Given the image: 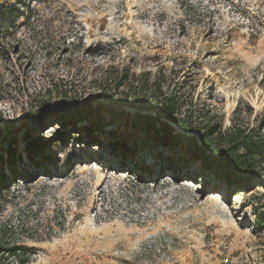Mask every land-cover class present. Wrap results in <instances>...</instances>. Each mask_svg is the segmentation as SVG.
I'll return each instance as SVG.
<instances>
[{
	"label": "rangeland",
	"instance_id": "rangeland-1",
	"mask_svg": "<svg viewBox=\"0 0 264 264\" xmlns=\"http://www.w3.org/2000/svg\"><path fill=\"white\" fill-rule=\"evenodd\" d=\"M156 79L181 114L205 104L225 127L239 102L264 110V0H0L3 249L24 246L25 264H264L263 188L235 192L179 149L133 148L108 114L83 118L132 111Z\"/></svg>",
	"mask_w": 264,
	"mask_h": 264
},
{
	"label": "trees",
	"instance_id": "trees-1",
	"mask_svg": "<svg viewBox=\"0 0 264 264\" xmlns=\"http://www.w3.org/2000/svg\"><path fill=\"white\" fill-rule=\"evenodd\" d=\"M157 80L145 85V99L133 97L135 103H126L132 111L124 109L121 103H98L89 105L83 118L96 126L100 114H108L115 120L113 123L129 132L133 148H137L138 143L141 149H179L184 157L181 163H198L235 192L252 191L257 187L264 189V110L254 112L250 105L239 102L231 113L230 124L225 127L222 117L211 113L205 104L189 106L181 114L187 104L180 100L174 89L162 92L157 86L156 90ZM129 96L124 95L125 102ZM53 139L63 142L64 135L55 133ZM39 141L32 140L29 147L48 146L47 142ZM148 174H153V170ZM19 180L27 182L28 175H22ZM5 188L0 179V190ZM260 207L264 209V205ZM261 216H256V220L263 223L264 211ZM5 250L15 257L17 264H25L18 259L24 246L14 244L3 249L0 243V252Z\"/></svg>",
	"mask_w": 264,
	"mask_h": 264
}]
</instances>
